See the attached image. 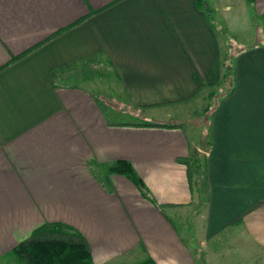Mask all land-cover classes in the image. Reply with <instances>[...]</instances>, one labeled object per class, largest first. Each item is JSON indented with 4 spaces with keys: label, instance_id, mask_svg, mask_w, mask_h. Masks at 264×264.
I'll list each match as a JSON object with an SVG mask.
<instances>
[{
    "label": "crops",
    "instance_id": "1",
    "mask_svg": "<svg viewBox=\"0 0 264 264\" xmlns=\"http://www.w3.org/2000/svg\"><path fill=\"white\" fill-rule=\"evenodd\" d=\"M232 2L264 18V0H220L221 21ZM209 13L197 0H0V260L48 224L81 237L93 264H201L204 249L224 264L234 236L264 250V43L226 74ZM120 159L149 198L109 171Z\"/></svg>",
    "mask_w": 264,
    "mask_h": 264
},
{
    "label": "rangeland",
    "instance_id": "2",
    "mask_svg": "<svg viewBox=\"0 0 264 264\" xmlns=\"http://www.w3.org/2000/svg\"><path fill=\"white\" fill-rule=\"evenodd\" d=\"M234 3L236 2H232V9L226 12L227 15H230V19L228 18L223 22L219 17L221 16V11H214L215 6L219 8L220 0H205V5H208V10L210 12L209 17L216 25L222 28L221 32L226 45V55L229 56L226 62L228 65L231 64L230 58L234 55L236 50H241L240 48L243 46L264 43V18L257 17L253 11H250V16L248 13L244 16L242 12H239L237 15L235 13L236 6ZM226 22H228V27H226ZM229 22L231 23L229 24ZM237 40H246L247 42L244 45H241ZM92 67L94 68H92L94 74L92 75V78L94 79V83H96L100 90H104L106 94L114 97V93L117 92V80L114 78L111 68L107 65L102 66L97 63L93 64ZM196 109L198 111L200 110L199 107ZM107 115L110 120H115L117 122H129L136 119L128 112L121 114L114 109H111ZM103 176L104 175H102V177ZM49 229L55 233L60 232V236L63 237L71 235L66 232V229L60 226H53ZM221 245L234 256L230 259L227 258L228 261H233L234 264H264V250L255 245L249 244L248 242L246 243L242 236H234L233 238L228 239V241L227 239L223 240ZM201 252V264H215L218 261L207 251V249H204V251L201 250ZM222 260L224 264L225 262L230 263L226 259ZM0 264H24V262L19 260L16 255H10L8 258L0 260Z\"/></svg>",
    "mask_w": 264,
    "mask_h": 264
},
{
    "label": "trees",
    "instance_id": "3",
    "mask_svg": "<svg viewBox=\"0 0 264 264\" xmlns=\"http://www.w3.org/2000/svg\"><path fill=\"white\" fill-rule=\"evenodd\" d=\"M252 0H248L251 2ZM204 0H197V4L204 7ZM209 9V8H208ZM240 51V50H236ZM228 54V53H227ZM230 54V53H229ZM234 55L230 58L231 62ZM228 55H224L225 73L228 74ZM156 125V124H154ZM162 126H169L161 124ZM109 171L126 176L139 189L140 193L149 198L148 191L142 179L135 173L131 163L127 160H117L109 167ZM59 226L58 224H48L38 227L27 238L15 245L13 253L24 264H93L89 248L86 242L77 236H60L59 233L51 231L49 228ZM136 264H155L150 258H145Z\"/></svg>",
    "mask_w": 264,
    "mask_h": 264
}]
</instances>
